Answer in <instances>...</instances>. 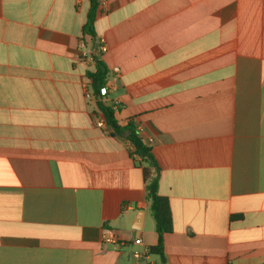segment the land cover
<instances>
[{
    "label": "crops",
    "instance_id": "obj_1",
    "mask_svg": "<svg viewBox=\"0 0 264 264\" xmlns=\"http://www.w3.org/2000/svg\"><path fill=\"white\" fill-rule=\"evenodd\" d=\"M95 1L94 40L91 0H0V264H162L133 257L149 164L96 124L97 55L159 167L164 264H264V0Z\"/></svg>",
    "mask_w": 264,
    "mask_h": 264
},
{
    "label": "trees",
    "instance_id": "obj_2",
    "mask_svg": "<svg viewBox=\"0 0 264 264\" xmlns=\"http://www.w3.org/2000/svg\"><path fill=\"white\" fill-rule=\"evenodd\" d=\"M91 10L88 16L87 23L84 27L86 34H89L95 40L94 24L98 13V3L91 0ZM98 45V43H97ZM95 47V46H94ZM96 48V47H95ZM95 71L88 74L91 80V88L96 98V106L98 111L103 115L107 127L111 130V135L121 136L126 131H131L127 137L131 143L133 156L141 157L145 162H148L149 167L145 170L148 179V201L150 209L157 223V244L151 247V254L159 256L162 264L165 263L164 252V236L173 230V217L170 208L169 199L159 194V167L154 156L151 153L150 147L147 143L134 131L128 127L126 130L119 127L115 118V111L113 108L105 105L103 98L106 96V84L108 81L109 71L104 62L97 55L94 57ZM240 217V216H236Z\"/></svg>",
    "mask_w": 264,
    "mask_h": 264
},
{
    "label": "built area",
    "instance_id": "obj_3",
    "mask_svg": "<svg viewBox=\"0 0 264 264\" xmlns=\"http://www.w3.org/2000/svg\"><path fill=\"white\" fill-rule=\"evenodd\" d=\"M106 46L105 44L102 42L100 44H98V47H97V52L98 54L100 55V53L102 52H105L106 51ZM116 73L119 72V69L118 68H115L114 70ZM109 88V84H108V81H107V84H106V91L108 90ZM114 109V111L116 112V110L118 109V106L117 104H113V106L111 107ZM101 114V113H100ZM97 126L100 127V128H105L107 125H106V121L103 117V115L101 114V117L97 118V122H96ZM103 242L105 244H110V245H113V246H120L121 244H123L124 242L121 240V238H119V236L116 234V232L114 230H107L104 234H103ZM136 243H139L142 245V240L141 239H136L135 240ZM150 253V250L146 247H143V249L141 250H136L133 252V257L136 261H140L141 259H144L146 258Z\"/></svg>",
    "mask_w": 264,
    "mask_h": 264
},
{
    "label": "water",
    "instance_id": "obj_4",
    "mask_svg": "<svg viewBox=\"0 0 264 264\" xmlns=\"http://www.w3.org/2000/svg\"><path fill=\"white\" fill-rule=\"evenodd\" d=\"M126 137L128 136V134H126L125 135ZM153 218V220H154V223H155V228H157V223H156V220H155V218L154 217H152Z\"/></svg>",
    "mask_w": 264,
    "mask_h": 264
}]
</instances>
